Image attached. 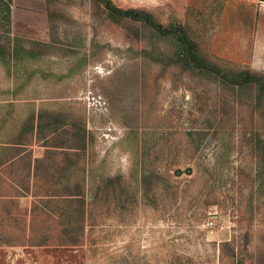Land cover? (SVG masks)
Returning a JSON list of instances; mask_svg holds the SVG:
<instances>
[{
	"label": "rangeland",
	"instance_id": "obj_1",
	"mask_svg": "<svg viewBox=\"0 0 264 264\" xmlns=\"http://www.w3.org/2000/svg\"><path fill=\"white\" fill-rule=\"evenodd\" d=\"M113 1L178 19L209 58L264 74V0ZM46 14L50 41L24 42L36 58L0 56V152L17 154L0 167V264H264L255 94L166 67L171 39L94 0Z\"/></svg>",
	"mask_w": 264,
	"mask_h": 264
},
{
	"label": "trees",
	"instance_id": "obj_2",
	"mask_svg": "<svg viewBox=\"0 0 264 264\" xmlns=\"http://www.w3.org/2000/svg\"><path fill=\"white\" fill-rule=\"evenodd\" d=\"M54 1L55 0H47L49 5ZM94 1L102 5L114 20H126L131 21L132 23H138L139 25H143L144 27L161 34L163 37L171 39L174 44V50L172 48L170 53L160 52L157 55L158 60L166 67L178 65L183 70H194L196 73L208 75L213 81L220 80L224 86H230V88L234 89V91H240V94L247 91L250 92V96L255 94L254 96L256 101L253 99L255 110H259L260 106L264 105V74L254 72L249 69L233 68L229 70L214 59L209 58L202 50L199 42L192 37L188 29L180 20L174 19L165 24L160 22L152 11L144 8L120 7L116 5L113 0ZM5 2V18L9 22L8 25L10 26L12 0H5ZM10 39L12 40L10 45L0 41L1 57H4L6 52H8L10 58L12 57V59L17 60H23L26 57H37L36 54L34 55V53L30 52V49L25 48V39L29 38L14 35ZM250 90H252V92ZM253 90H255V93ZM28 119L30 120L31 118ZM26 125L27 127L33 129V126L28 124ZM254 134L257 136V142L260 144V136L256 133V131ZM9 143L7 146L9 150H11L10 147L16 146V143H12L11 141ZM261 148L263 151L262 158L264 160V143ZM16 156L17 154L8 158L7 156L5 157V152H0V167H6L8 164L12 163V160ZM111 183L113 184L114 181L108 178L106 180V184ZM78 195L79 194H77V196ZM81 196L83 195L81 194Z\"/></svg>",
	"mask_w": 264,
	"mask_h": 264
},
{
	"label": "crops",
	"instance_id": "obj_3",
	"mask_svg": "<svg viewBox=\"0 0 264 264\" xmlns=\"http://www.w3.org/2000/svg\"><path fill=\"white\" fill-rule=\"evenodd\" d=\"M46 0H12L11 29L14 35L50 41Z\"/></svg>",
	"mask_w": 264,
	"mask_h": 264
},
{
	"label": "water",
	"instance_id": "obj_4",
	"mask_svg": "<svg viewBox=\"0 0 264 264\" xmlns=\"http://www.w3.org/2000/svg\"><path fill=\"white\" fill-rule=\"evenodd\" d=\"M179 172L182 173V172H183V169L180 168V169H179ZM185 172H187V173H192V172H193V168H192V166H188V167L185 169Z\"/></svg>",
	"mask_w": 264,
	"mask_h": 264
}]
</instances>
